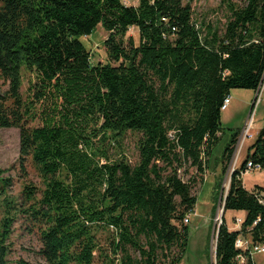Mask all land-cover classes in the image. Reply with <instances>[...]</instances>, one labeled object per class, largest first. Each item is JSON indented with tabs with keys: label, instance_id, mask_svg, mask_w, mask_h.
<instances>
[{
	"label": "trees",
	"instance_id": "1",
	"mask_svg": "<svg viewBox=\"0 0 264 264\" xmlns=\"http://www.w3.org/2000/svg\"><path fill=\"white\" fill-rule=\"evenodd\" d=\"M221 3L220 30L194 21L184 0H0V82L8 87L0 129L18 130L22 177L30 165L41 184L25 181L17 198L2 201L0 264L19 217L38 233L46 264L182 262L183 219L196 197L177 171L189 163L203 173L212 157L222 179L238 136L214 157L223 100L234 89L256 92L264 77V0ZM98 27L107 62L92 65L84 41ZM131 28L137 43L126 37ZM128 132L139 135L134 166L106 148ZM249 161L264 171V126L230 176L223 212L244 219L239 231L223 220L217 227L215 264H237L238 236L264 245V190L241 181ZM9 182L0 177V188ZM100 227L111 231L106 248L93 233Z\"/></svg>",
	"mask_w": 264,
	"mask_h": 264
},
{
	"label": "rangeland",
	"instance_id": "2",
	"mask_svg": "<svg viewBox=\"0 0 264 264\" xmlns=\"http://www.w3.org/2000/svg\"><path fill=\"white\" fill-rule=\"evenodd\" d=\"M125 6H137L138 0H121ZM189 3L193 20L199 21L205 19L216 23L221 30L226 21L225 6L221 0H184ZM127 38H132L137 43L138 35L134 28L129 29ZM107 38V33L98 27L96 31L88 38H85L84 45L91 54V64L106 63L107 56L102 43ZM83 41V40H82ZM7 86L0 82V94L7 91ZM25 90V86L23 87ZM256 92L250 90L234 89L229 93L230 101L227 108L221 113V125L223 133L213 153L218 157L225 148L231 134L237 133V140L234 145L230 162L222 176L219 174V167L214 166V160L211 157L209 168H204L203 173H199L189 163H184L177 171L180 179L192 186V195L196 197V205L193 213L188 216V237L184 257L180 264H215V241L216 230L219 227V221H224L227 228L237 229L235 225L236 214L234 211L222 212V205H218L219 195L222 188L224 192L228 189L229 178L233 170L239 169L243 162L247 147L254 142L256 137V128L264 126V85L256 98ZM40 110V109H39ZM251 121L252 126L248 131V137L244 140V129L246 123ZM35 121L31 125H38ZM172 136V133H169ZM138 139L139 135L128 132L119 145L106 146L108 154L112 159L118 156L125 157L127 162L134 166L138 161ZM238 151L240 153L238 154ZM19 157V132L15 128L0 129V175L2 179H9V186L0 188V220L4 216L2 201L4 199L17 198L22 190L25 181H29L37 188H40V180L32 166L28 165L27 178L22 177L18 167ZM166 175L170 169L164 164H159ZM176 167V164H173ZM243 182L247 189L254 188L255 185L264 187V171L248 173L243 176ZM217 184H220V188ZM4 191V192H3ZM3 192V193H2ZM235 217V218H234ZM178 223L177 225H179ZM184 224V223H183ZM96 241L102 248H106L111 231L104 227L94 228ZM144 242V241H143ZM9 253L7 256L8 264H17L23 261L28 264H46L39 255L41 247L39 235L36 230H30L24 218L19 217L12 225L9 239ZM171 254H176L175 249ZM130 255L139 258L136 252L130 251ZM256 264H264V253L254 256ZM100 258L95 259L94 264H104ZM159 264H166L163 258H160Z\"/></svg>",
	"mask_w": 264,
	"mask_h": 264
},
{
	"label": "built area",
	"instance_id": "3",
	"mask_svg": "<svg viewBox=\"0 0 264 264\" xmlns=\"http://www.w3.org/2000/svg\"><path fill=\"white\" fill-rule=\"evenodd\" d=\"M262 85H264V77H263L261 85L259 86V88L256 91V94H257L256 98H258V96H259V94L261 92ZM229 101H230V97L229 96L226 97L223 100V103H222V106H221V110L222 111H224L227 108V106L229 104ZM251 126H252L251 121L246 123V128L244 129L243 142L248 137V131H249ZM239 153H240V151H238V154ZM258 171H261L259 165H255V164H253V163H251L249 161V162L246 163L245 168H244V172L242 173V175L243 174H248V173H255V172H258ZM259 201H260V203L264 204V198L260 199ZM188 220H189L188 216H186L183 219V223L185 225H187L188 224ZM221 222L222 221H219V224H221ZM242 222H243V219H241V218L235 219V225L234 226L237 228L236 231L240 230ZM234 247L239 252L238 255L235 257V262L237 264H247L248 261H250V260L255 264L254 256L256 254H263L264 253V245H262V244H252L250 241H248V239L243 238L242 236H238L237 237V239L235 240Z\"/></svg>",
	"mask_w": 264,
	"mask_h": 264
},
{
	"label": "crops",
	"instance_id": "4",
	"mask_svg": "<svg viewBox=\"0 0 264 264\" xmlns=\"http://www.w3.org/2000/svg\"><path fill=\"white\" fill-rule=\"evenodd\" d=\"M251 92H254V91H251ZM263 126H258L257 128H256V134H257V132L262 128ZM251 145V144H250ZM249 145V146H250ZM248 146V147H249ZM247 147V148H248ZM246 153V152H245ZM244 157H245V155H244ZM245 174H243V175H241V181H242V185H243V187H244V189L245 190H247V191H252L255 187H259V188H261V189H263L264 190V187L263 186H259V185H255L254 186V188H250V189H247L246 188V186L244 185V182H243V176H244ZM261 196L264 198V192L261 194ZM235 214H236V217H238V218H241V219H244V213L243 212H235ZM235 218V217H234ZM237 229H232V231H236ZM255 262V261H254ZM255 264H256V262H255Z\"/></svg>",
	"mask_w": 264,
	"mask_h": 264
},
{
	"label": "water",
	"instance_id": "5",
	"mask_svg": "<svg viewBox=\"0 0 264 264\" xmlns=\"http://www.w3.org/2000/svg\"><path fill=\"white\" fill-rule=\"evenodd\" d=\"M225 196H226V191L224 192V188H222L221 191H220L219 201H218V205L222 204V212H223V206H224L223 203H224V200H225ZM216 234H217V232H216ZM215 249H216V246H215Z\"/></svg>",
	"mask_w": 264,
	"mask_h": 264
}]
</instances>
